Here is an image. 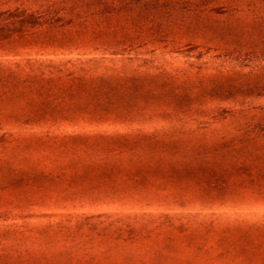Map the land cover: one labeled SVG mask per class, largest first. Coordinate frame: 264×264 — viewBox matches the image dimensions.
<instances>
[{
  "label": "rangeland",
  "instance_id": "rangeland-1",
  "mask_svg": "<svg viewBox=\"0 0 264 264\" xmlns=\"http://www.w3.org/2000/svg\"><path fill=\"white\" fill-rule=\"evenodd\" d=\"M159 1L0 0L41 19L0 32V234L108 214L136 264H264V0ZM79 162L103 178L66 197Z\"/></svg>",
  "mask_w": 264,
  "mask_h": 264
},
{
  "label": "trees",
  "instance_id": "trees-1",
  "mask_svg": "<svg viewBox=\"0 0 264 264\" xmlns=\"http://www.w3.org/2000/svg\"><path fill=\"white\" fill-rule=\"evenodd\" d=\"M137 0H100V15L106 17H119L132 11H145L147 5H136ZM171 0H160L159 3H168ZM176 3V0H173ZM165 4V5H166ZM89 9L97 8L95 0L89 2ZM94 8H93V7ZM137 7V9H135ZM95 13V12H94ZM41 19L33 13L26 11L0 12V32H5L1 40L11 38H25L40 25ZM44 65L34 63L30 66L29 75L50 74L61 71L53 65V61L46 60ZM33 69V71H31ZM31 82V81H28ZM132 157H128L130 160ZM71 164V163H70ZM103 165V164H102ZM95 162L76 166L62 171L59 175V184L67 189V196L94 193L95 187L87 191L80 189L81 183L89 173H83L87 169L98 170L95 179L101 180L99 173L102 170ZM99 172V173H98ZM98 173V174H97ZM31 186V185H30ZM71 189L70 192L68 190ZM103 193H97L100 195ZM43 196V195H42ZM118 219L108 214H98L94 218H86L77 222V225L44 227L38 223L26 226L13 224L0 234V250L6 255H0V264H136L137 261H149L145 252L132 249L137 240H148V237L133 232L124 231L123 225ZM120 224V226H119ZM10 250L17 253L16 258L10 254ZM135 258V261L133 260Z\"/></svg>",
  "mask_w": 264,
  "mask_h": 264
}]
</instances>
